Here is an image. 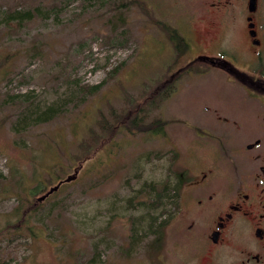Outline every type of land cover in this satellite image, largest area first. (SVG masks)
<instances>
[{"label":"rangeland","instance_id":"obj_1","mask_svg":"<svg viewBox=\"0 0 264 264\" xmlns=\"http://www.w3.org/2000/svg\"><path fill=\"white\" fill-rule=\"evenodd\" d=\"M89 1L93 5L69 0L57 18L19 25L4 21L5 13L60 0H0V264H242L257 251L249 235L229 230L211 247L208 208L201 214L204 227L188 233L187 210H180L155 239L148 231L150 217L132 207L147 197L130 201L144 182L182 177L186 169L194 178L212 169L217 211L234 199L231 188L246 162L232 146L229 123L218 120L214 109L231 116L238 87L216 73L187 77L183 70L197 53L214 55L208 39L219 34L212 35L211 15L200 0ZM119 12L125 32L114 38L108 20ZM157 21L190 35L202 51L190 50L189 57L175 53ZM156 77L162 81L152 82ZM66 78L101 87L54 121L15 134L10 126L19 106H2L6 94L30 93L44 106L64 96ZM168 86L173 91L165 98ZM114 115L122 116L120 124L107 132ZM134 115L144 124L161 119L163 132L125 127ZM91 129L102 135L101 143L84 161H71L75 135L88 137ZM154 152L162 156L150 157ZM34 172L41 181L53 178L35 196ZM68 176L74 178L66 181ZM187 196L182 187L180 203Z\"/></svg>","mask_w":264,"mask_h":264},{"label":"flooded vegetation","instance_id":"obj_2","mask_svg":"<svg viewBox=\"0 0 264 264\" xmlns=\"http://www.w3.org/2000/svg\"><path fill=\"white\" fill-rule=\"evenodd\" d=\"M200 2L211 15L212 35L217 33L219 37L216 40L215 36L208 39L214 55L197 53L186 61L183 70L187 77L216 73L238 87L229 108L232 115L224 114L219 108L214 109V115L218 120L229 123L232 146L239 155L244 156L246 163L244 169L236 174L237 183L231 188L234 199L223 212L217 211L214 204L212 169L201 172L197 178L189 176L187 169L182 177L170 174L165 180L170 188L165 191L168 197L156 209L164 208L158 221L165 220L166 225L180 210H187L185 230L192 234L194 229L204 227L201 214L208 208L212 216L206 227L208 244L218 246L229 230L239 234L246 231L249 244H254L257 251L247 254L241 263L260 264L264 253V0ZM238 8L240 14H236ZM172 28L182 37L178 43H173L165 34L175 53L189 57L190 50L202 51L200 43L193 41L190 35ZM182 187L188 195L185 203L183 198L180 203ZM151 234L155 239L158 237V232Z\"/></svg>","mask_w":264,"mask_h":264},{"label":"trees","instance_id":"obj_3","mask_svg":"<svg viewBox=\"0 0 264 264\" xmlns=\"http://www.w3.org/2000/svg\"><path fill=\"white\" fill-rule=\"evenodd\" d=\"M86 1H88L89 4L93 5V3L90 2L89 0ZM62 2H64V0H60L59 4L53 3L49 7L47 6L43 7L41 5H37L32 9L29 8L14 9L12 12H8V14L5 13L3 19L6 22L15 21L19 23V25H21L23 21L27 22L33 18L47 19L50 18L51 15H54V17L57 18V16H59V13L66 7L69 0L67 2H64V4ZM119 8L121 7L119 6L114 7V9H119ZM108 23L111 26L112 36L114 38H117V36L122 35L125 32L124 30L125 18L122 12H119V15H117L116 19L109 17ZM157 24L160 25V28L164 31V33L173 43H178L179 40H182V37L177 33V31L172 27H170L167 23L163 21H157ZM118 26H121L120 31H117V29H120L118 28ZM124 42H127V39L122 42V45H124ZM167 69H169V65L167 66ZM157 77L154 78L152 82H158L159 80L162 81ZM172 80H170L169 82H171ZM64 82L65 85L67 86V92L64 94V96L58 97L57 99L52 100L51 102H46L44 106H40L38 103H35L37 97L31 95L30 93H22L16 95L6 94L7 97L1 101L2 106H5L7 104L19 106L17 116L11 123L10 126L11 130L15 134H21L31 128L48 124L49 122L54 121L56 118L63 116L71 109H75L76 107H78L80 104L85 102L88 96H92L98 93L101 87V84H94V85L76 84L75 80L68 78H66ZM173 86H168L167 90H163L165 93V98H167L170 95V93L173 91ZM160 97L163 98V96ZM155 98L152 99V103L154 106L157 105V101H158ZM120 117L122 116L120 115L113 116L114 119L109 123L108 126L106 125L107 132H109L113 127L115 128L118 125V123L120 124V121H118ZM100 122H101L100 127L101 126L104 127V123L102 122H106V119ZM122 127L124 128L123 125ZM125 127L128 128L133 127V128L141 129L142 132H151L152 134L156 135L160 132H163L164 122L159 118H154L149 123L144 124L141 116L134 115L131 118L129 124L127 123ZM125 129L127 130V128ZM94 132L95 130L91 129V131L88 134V137L85 136L78 137V135L74 134L78 140V144H77L78 148L74 153L70 152L71 161L75 163H80L84 161L89 157L91 153L90 151L93 150L92 149L93 146L101 143L102 135L101 137L100 136L96 137V135H100V134H96ZM90 139L92 141H90ZM150 155H151L150 157L154 156L156 158H160L162 156L160 152H154L153 154ZM175 156L176 153L172 155V158H175ZM45 157L48 158L49 156L46 154ZM58 166L61 172L65 171L64 165L58 164ZM48 176L49 177L46 180L41 181L38 177V174L36 172L33 173V181L35 182L30 190V195L35 196L43 193L46 190L47 186L53 183L52 182L53 178L50 175ZM60 177L61 174L60 173L57 174L56 178H60ZM165 183L166 181L144 182L143 185L138 189V192H136V194L133 195L132 198H130L131 201L132 199H136L138 196L147 197L146 200L145 199L136 200L135 203H133L132 207L141 208L143 211H145L144 214H147L148 217H150L149 225H148L149 226L148 231L150 233L153 232L159 233L160 229H162L166 223L165 220H162V222L158 221V217H159L158 215L163 214L164 208H162L159 214L155 213L156 209L163 203L164 198L168 197V194H165V191L166 189H170V188L167 187L168 185H166ZM160 185H162V187ZM144 217H146V215H144Z\"/></svg>","mask_w":264,"mask_h":264},{"label":"water","instance_id":"obj_4","mask_svg":"<svg viewBox=\"0 0 264 264\" xmlns=\"http://www.w3.org/2000/svg\"><path fill=\"white\" fill-rule=\"evenodd\" d=\"M251 9H252V8H251ZM251 9H250V10H251ZM73 178H74V176H68V177L66 178V181H70V180L73 179ZM61 183H62V182H59L56 186L51 187V188L48 190V192H46V194L42 195V196L39 197L38 199L41 200V199L45 198L49 193H51L53 190L57 189L58 186H59Z\"/></svg>","mask_w":264,"mask_h":264}]
</instances>
